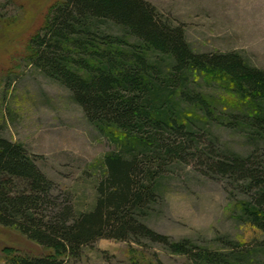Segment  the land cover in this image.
Returning <instances> with one entry per match:
<instances>
[{
  "label": "trees",
  "instance_id": "trees-1",
  "mask_svg": "<svg viewBox=\"0 0 264 264\" xmlns=\"http://www.w3.org/2000/svg\"><path fill=\"white\" fill-rule=\"evenodd\" d=\"M26 49L28 62L68 89L115 149L103 158L93 204L75 212L51 194L53 182L25 147L0 136V225L54 251L0 264H66L100 238L146 239L192 264H250L264 238L254 248L222 240L223 250L211 249L171 240L142 218L166 168L192 159L204 173L237 183L245 195L239 215L264 237V69L236 51H193L184 28L147 0H63ZM200 76L249 109L218 110L217 99L197 91ZM216 121L242 131L255 150L216 147Z\"/></svg>",
  "mask_w": 264,
  "mask_h": 264
},
{
  "label": "rangeland",
  "instance_id": "rangeland-1",
  "mask_svg": "<svg viewBox=\"0 0 264 264\" xmlns=\"http://www.w3.org/2000/svg\"><path fill=\"white\" fill-rule=\"evenodd\" d=\"M62 1L0 0V136L21 143L53 182L51 194L59 202L68 200L74 211L80 212L93 204L95 187L103 177V158L115 146L87 120L68 89L26 59L29 38L42 27L50 9ZM147 1L172 24L184 28L193 51H236L249 64L264 69V0ZM195 81L197 91L217 99L212 103L218 110L249 109L214 79L200 76ZM210 131L216 147L224 151L247 155L255 150L240 130L216 121ZM172 166L166 168L157 196L143 215L146 225L171 240L187 238L211 249L223 250L222 240L253 248L263 240V235L239 215V203L245 195L237 183L204 173L192 159ZM15 255L47 256L54 251L13 227L0 225V261ZM249 263L264 264V247L250 255ZM66 264L192 262L146 239L137 243L100 238L83 247L78 258H66Z\"/></svg>",
  "mask_w": 264,
  "mask_h": 264
}]
</instances>
